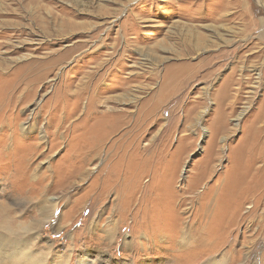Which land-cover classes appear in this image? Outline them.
<instances>
[{"label": "rangeland", "instance_id": "1", "mask_svg": "<svg viewBox=\"0 0 264 264\" xmlns=\"http://www.w3.org/2000/svg\"><path fill=\"white\" fill-rule=\"evenodd\" d=\"M51 204L41 264H264V0H0V206Z\"/></svg>", "mask_w": 264, "mask_h": 264}, {"label": "bare ground", "instance_id": "2", "mask_svg": "<svg viewBox=\"0 0 264 264\" xmlns=\"http://www.w3.org/2000/svg\"><path fill=\"white\" fill-rule=\"evenodd\" d=\"M208 193L209 192L207 191L206 195ZM207 197H211V196L208 195ZM204 202L205 203H203L200 206L198 213L204 214L207 212H212L214 214V210L217 209L215 207L214 200L212 202V201H209V198H208V200ZM144 206H146L145 210L147 212H151V204L150 205L146 204ZM47 207H50V209ZM54 208H55V204H51L50 206L47 205L43 207V211L48 212V210H50L48 212L49 214L48 216H45L42 220L35 219L33 222L27 225L25 224L23 225L21 223L20 225L17 221H16L17 222L16 224L15 223L13 224V220L6 213L4 206L2 207L0 206V228L5 233V234L0 233V264H41L42 260L38 256L37 252L33 250V247L37 245L40 247L41 245L42 248H47V249L52 248L51 242H47L45 240L46 246L42 244V241H41V238H42L41 231L42 230L41 229H42V226L44 225V222L46 220L48 221V219H50L53 216ZM62 221H63V218H60L58 220L59 224H61ZM94 226H95L94 223L90 221L89 223L85 224L84 228L87 231H91ZM15 235H18V236L15 237Z\"/></svg>", "mask_w": 264, "mask_h": 264}]
</instances>
